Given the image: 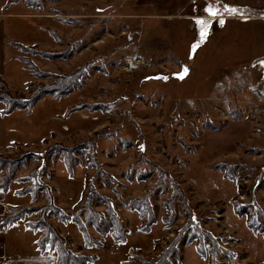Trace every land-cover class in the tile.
<instances>
[{
	"label": "rangeland",
	"instance_id": "rangeland-1",
	"mask_svg": "<svg viewBox=\"0 0 264 264\" xmlns=\"http://www.w3.org/2000/svg\"><path fill=\"white\" fill-rule=\"evenodd\" d=\"M9 1L0 0V17L9 28V63L0 77L11 91L28 95L30 84L52 82L33 77L20 58L42 73L84 68L87 76L67 97H46L31 113L0 115V157L89 142L74 153L81 164L72 176L59 157H41L18 169L10 189H26L40 169L39 182L71 215L91 184L128 230L124 244L108 234L101 247L86 248L75 225L46 215L68 249L95 257L92 264H121L131 250L155 263L177 241L174 264H208L210 258L195 250L203 239L187 243L199 228L212 238L215 264H264V67L257 66L264 59V0H222L236 12L216 0H38V8ZM207 2L220 8L219 16L204 12ZM197 18L209 21L202 42ZM194 42L199 46L193 53ZM12 44L64 56L45 59ZM185 66L188 76L175 78ZM82 104L106 109L65 115ZM93 162L101 167L98 175ZM6 171L0 165V179ZM28 177L31 182L15 181ZM146 195L156 220L149 233L140 230L144 220L130 208ZM15 203L39 209L32 220L41 216L47 198L40 192ZM235 206L247 214L236 215ZM95 211L105 214L106 207L98 203ZM89 233L100 236L91 225Z\"/></svg>",
	"mask_w": 264,
	"mask_h": 264
},
{
	"label": "trees",
	"instance_id": "trees-1",
	"mask_svg": "<svg viewBox=\"0 0 264 264\" xmlns=\"http://www.w3.org/2000/svg\"><path fill=\"white\" fill-rule=\"evenodd\" d=\"M18 1L19 0H11L8 3H14ZM24 1L28 7L38 8L40 6L38 0ZM52 35L55 40L61 43V40L54 33ZM12 45L24 53H30L45 59L54 60L64 56L63 53H48L39 50L37 47L31 49L18 44ZM19 60L26 64V69L31 72L33 77L37 79L51 78L52 82L48 84H30L27 89L28 95H24L16 91H11L7 83L0 77V104L4 106V109L0 112L2 117L10 116L15 111H26L27 113H31L34 107L38 103L42 102L46 97H53L56 99L67 97L73 94L76 89H80L82 87L83 79L87 76V70L84 68L78 69L72 74L68 75L46 74L42 73L30 59L20 58ZM97 106L82 104L69 109L65 115L68 116L69 114L84 110L96 111L98 109H106L103 106ZM88 145L89 142L84 144L80 143L73 147H64L57 144L47 149L44 154L26 152L20 154L14 159H2V157H0V165H3L7 168L6 173L0 179V191L7 193L18 169L20 167H24L28 160L36 161L41 157H59L64 162L67 173L72 176L74 168L81 164L78 159L73 160L74 153L87 148ZM92 165L96 167L98 172L97 175L100 174V165L96 162H93ZM39 172L40 169H36L30 176V179L34 180V182H32V184L26 189L19 192L17 191L16 194L21 197L31 194L32 198L36 199L38 193L44 192L46 194L47 204L46 206L42 207L41 216H39L37 219L27 220L40 210L37 208L8 205L6 206L5 213L0 215L1 231H5L20 222H24V225L27 229L41 233L39 239L37 240L39 251L44 254L48 249L49 254L52 255L53 253H56L58 264H92L96 258L80 256L70 251V249H68L66 246V239L61 236L57 229L47 221L46 215L56 218L63 224L71 223L75 225L83 238L86 248L101 247L103 238L108 234H111L114 241L121 244L126 243L128 230L120 222L117 212L114 210L111 201L98 194L91 184L88 185V187H90V192H88L82 199L83 205H81L79 209H75L71 215H68L56 206L54 198L49 193V189L39 182ZM30 179L28 177L21 180L16 179L15 181L31 182ZM149 198V195H146L143 198L130 202V208L137 211L144 220L140 227V230L143 233H149L151 228L156 223L155 214L153 212ZM98 203L106 207L105 214L95 211V205ZM234 209L235 214L238 216L247 214L244 209L240 208L239 206H235ZM189 223L193 225L192 221ZM90 225L93 226L96 232L100 235L99 238H92L89 233ZM249 227L254 232L259 231L257 225L254 223H250ZM182 231L184 232V229ZM198 235L203 239V241H199V243L196 244L195 250L197 254L204 259L209 257L210 259L208 264H215L214 246L212 243V238L208 234H203L200 232L199 228H196L195 232L193 230L192 236L187 241V243L192 244L195 240H197ZM181 238L183 239V237ZM205 240L208 241L210 250H206V242H204ZM178 246L179 243L176 241L170 248L163 250L159 256V260L155 263H149L148 261H145L140 253L131 250L129 252V258L121 264H139V262H144V264H174L172 262V258H179Z\"/></svg>",
	"mask_w": 264,
	"mask_h": 264
},
{
	"label": "crops",
	"instance_id": "crops-1",
	"mask_svg": "<svg viewBox=\"0 0 264 264\" xmlns=\"http://www.w3.org/2000/svg\"><path fill=\"white\" fill-rule=\"evenodd\" d=\"M7 18L0 17V76H4L9 63L6 52L5 35L8 32ZM15 190L4 193L0 191V215L6 211V206H18L15 203ZM40 233L29 230L24 222L13 227L0 230V264H58L54 255L42 254L37 245Z\"/></svg>",
	"mask_w": 264,
	"mask_h": 264
},
{
	"label": "snow or ice",
	"instance_id": "snow-or-ice-1",
	"mask_svg": "<svg viewBox=\"0 0 264 264\" xmlns=\"http://www.w3.org/2000/svg\"><path fill=\"white\" fill-rule=\"evenodd\" d=\"M216 4H222V7L225 11H231V12L238 11V9L235 6L227 4V3H222V0H216ZM204 12H206L209 17H217L220 15V8L216 7L211 2H207L205 4V7H204ZM196 23L200 28L199 35H200V41L202 42L207 35L209 21L197 18ZM219 23L223 24L224 23L223 19H220ZM198 46H199L198 42L193 43V45H192L193 53L198 48ZM258 63L262 67H264V60H261ZM187 72H188V68L185 66V67H183L181 72L175 73V75L179 76L180 78H183L184 74H186ZM162 78L167 79V77H162ZM140 147H141V149H143V145H141Z\"/></svg>",
	"mask_w": 264,
	"mask_h": 264
},
{
	"label": "water",
	"instance_id": "water-1",
	"mask_svg": "<svg viewBox=\"0 0 264 264\" xmlns=\"http://www.w3.org/2000/svg\"><path fill=\"white\" fill-rule=\"evenodd\" d=\"M188 74H189V70H188V72L186 74H184L183 78H180L177 75H175L174 77L177 78V79H179V80H183L184 78H186L188 76Z\"/></svg>",
	"mask_w": 264,
	"mask_h": 264
},
{
	"label": "bare ground",
	"instance_id": "bare-ground-1",
	"mask_svg": "<svg viewBox=\"0 0 264 264\" xmlns=\"http://www.w3.org/2000/svg\"><path fill=\"white\" fill-rule=\"evenodd\" d=\"M261 60H264V59L262 58V59H260V61H261ZM257 66H261V65L258 63Z\"/></svg>",
	"mask_w": 264,
	"mask_h": 264
}]
</instances>
